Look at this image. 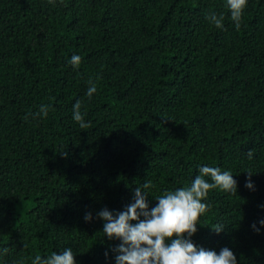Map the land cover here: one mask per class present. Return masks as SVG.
I'll use <instances>...</instances> for the list:
<instances>
[{"label":"trees","instance_id":"trees-1","mask_svg":"<svg viewBox=\"0 0 264 264\" xmlns=\"http://www.w3.org/2000/svg\"><path fill=\"white\" fill-rule=\"evenodd\" d=\"M202 166L237 191L209 193L190 239L264 264V0H247L239 29L226 0H0V264L65 248L116 264L98 212L123 211L137 187L150 210Z\"/></svg>","mask_w":264,"mask_h":264},{"label":"clouds","instance_id":"clouds-1","mask_svg":"<svg viewBox=\"0 0 264 264\" xmlns=\"http://www.w3.org/2000/svg\"><path fill=\"white\" fill-rule=\"evenodd\" d=\"M54 0H49L52 4ZM247 0H226V8L230 11L231 20L239 29ZM217 29L223 30V14L211 13L206 16ZM73 69H79L82 63L80 55L73 54L69 60ZM87 96L89 98L97 91L96 84L89 81ZM79 100L73 105V120L81 129H88L91 125L85 122L80 111ZM48 105H41L36 116L46 118ZM27 119V117H25ZM249 158L253 152L247 153ZM252 173L248 172L245 187L253 189ZM209 178L211 182H209ZM143 189L152 187L151 181L143 184ZM213 190L235 194L237 181L230 171H221L219 167L202 166L199 174L189 186L178 187L158 195L155 207L149 210L146 200L147 194L140 187L134 190V202L126 206L123 211L113 214L108 209L98 212V217L104 221L103 233L109 240H119L113 251L118 253L116 264H237L235 254L227 247L221 248L219 253L197 247L190 239L197 232L200 217L209 209L204 201ZM143 217V219H141ZM86 222L92 219L91 213L84 216ZM135 222V223H133ZM264 225V220L259 221ZM253 229L259 232L256 225ZM219 234L223 226L212 227ZM8 249H0V254H7ZM107 254V253H106ZM31 264H76L75 255L71 248H65L60 254L52 252L47 257L35 256Z\"/></svg>","mask_w":264,"mask_h":264}]
</instances>
